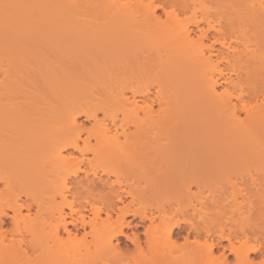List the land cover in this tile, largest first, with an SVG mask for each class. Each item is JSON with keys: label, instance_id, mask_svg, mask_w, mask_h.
Returning <instances> with one entry per match:
<instances>
[{"label": "bare ground", "instance_id": "1", "mask_svg": "<svg viewBox=\"0 0 264 264\" xmlns=\"http://www.w3.org/2000/svg\"><path fill=\"white\" fill-rule=\"evenodd\" d=\"M37 1L0 0V264H264V0Z\"/></svg>", "mask_w": 264, "mask_h": 264}, {"label": "rangeland", "instance_id": "2", "mask_svg": "<svg viewBox=\"0 0 264 264\" xmlns=\"http://www.w3.org/2000/svg\"><path fill=\"white\" fill-rule=\"evenodd\" d=\"M40 1L41 0H39V1H37V2H39L40 3ZM64 2V4H62L61 6H63L62 7V11H60V12H65V13H67V14H71L72 13V11L74 12L73 14H77V17L79 16H81V12H82V16L84 15L85 16V14H84V11L82 10V9H84V10H88L89 8H91V9H89L87 12L89 13L90 12V10L92 11L93 9H95L94 7H96V9L95 10H93L91 13H93L94 12V14H95V16L98 14V13H100L101 14V12L103 11V9L105 10V9H107V8H110V6L109 7H107L106 8V6L108 5V3H110V2H108L107 3V5L104 3V4H101V3H99L98 4V1L97 0H95V2H94V0H81L80 2H78V1H76L77 2V4H81L82 5V8H77V7H79L78 5H76V2L74 1V0H71V2H73V3H71V4H68V2L70 1V0H63ZM66 1V2H65ZM93 1V2H92ZM210 1V0H209ZM208 0L206 1V0H202L201 2L199 1L198 3H196L195 4V6H193L192 8H191V10H189V12L185 15H181V16H179V19H180V24H178V26H183V25H186V24H188V22L190 23L193 19H191V18H193L192 16V14H193V11H196V12H200L201 10H203V11H209L210 13H217V14H221V15H223V14H226V16H227V14H229L228 13V11L230 12V4H228L227 3V1H223V0H221V1H217L216 2V0L215 1H213V2H216V3H210ZM74 2H75V4H74ZM85 2H88L87 3V5H86V3ZM91 2V3H90ZM115 2V1H114ZM225 2V3H224ZM66 3V4H65ZM84 3V4H83ZM94 3H96L95 5H94ZM111 3H112V1H111ZM227 3V4H226ZM55 5V4H54ZM68 5V6H67ZM72 5H74V6H72ZM80 5V6H81ZM92 7H91V6ZM100 5V6H99ZM102 5H106L105 7H103ZM110 5V4H109ZM111 5H113V4H111ZM83 6H86V7H83ZM115 6V4L113 5V7ZM54 7H56V6H54ZM87 7H88V9H87ZM97 7H98V10H97ZM101 9H100V8ZM103 7V8H102ZM234 8V6H231V8ZM64 8V9H63ZM93 8V9H92ZM112 8V7H111ZM195 10H194V9ZM66 9H68L69 11H67ZM77 9V10H76ZM71 10V11H70ZM76 10V11H75ZM79 10H81V11H79ZM97 10V11H96ZM100 10V11H99ZM102 10V11H101ZM108 10V9H107ZM107 10H105V11H107ZM199 10V11H198ZM104 11V12H105ZM79 14H78V13ZM195 12V13H196ZM86 13V12H85ZM88 13H87V15H88ZM97 13V14H96ZM70 14H69V18H68V20H67V22H70ZM94 14H91L90 16H93ZM198 14V13H197ZM99 15V14H98ZM97 15V16H98ZM218 15V16H219ZM220 15V16H221ZM72 16V15H71ZM89 16V17H90ZM86 17V16H85ZM99 17V16H98ZM81 18V17H80ZM93 18H94V16H93ZM97 18V17H96ZM101 18V17H100ZM89 19V18H88ZM98 19V18H97ZM178 21V20H177ZM178 22V23H179ZM204 28H206V26H204ZM82 120H80V121H82L83 122V118H81ZM87 127H89L90 125L88 124V123H86L85 124ZM123 140V138H120V141H122ZM91 142V144H93L94 143V141L93 140H91L90 141ZM86 156V155H85ZM87 158H89V159H91L92 158V155H90V154H88L87 156H86ZM83 169H85V168H83ZM108 171V170H107ZM94 172L98 175V176H101V177H107L108 176V179H109V181L108 182H113L114 180H115V178L112 176V175H107V174H104V172H103V170L101 169V168H96V169H94ZM102 218H104V216L102 215L101 216ZM177 220H182V218L181 217H177L176 218ZM129 220H131V218H128V221ZM85 231L87 232L88 231V228H86L85 229ZM139 231L140 232H142V229L140 228L139 229ZM81 233H83L82 231L80 232V234ZM125 233L126 234H130L131 232H129V230H127V231H125ZM86 239H88V241L90 240V238L89 237H87ZM120 240H121V242H122V244H121V247H123V245L125 244V245H128L129 247H130V249H131V246L129 245V243L127 244V242L125 241V239L124 238H121L120 237ZM87 242V241H86ZM89 244H90V242H89ZM223 245H226V243L224 242L223 243ZM78 247V246H77ZM79 247H81V246H79ZM90 247V248H89ZM88 248H89V252L90 253H96L95 252V249L93 248V246H89ZM83 248V247H82ZM87 248V249H88ZM79 249V248H78ZM73 250H74V248H73ZM72 250V251H73ZM81 251V250H80ZM82 251H83V249H82ZM81 251V252H82ZM74 252V251H73ZM81 252H80V254H81ZM86 251H84V253H85ZM78 253H79V251H78ZM74 255H76L75 253H74ZM76 256H78V255H76ZM94 256H95V254H94ZM130 259V258H129ZM129 259H127V260H124V261H122V263H118V264H132V262L129 260ZM234 258L232 257V256H229V261L230 262H234V260H233ZM97 260V262H98V264H117V263H113L110 259H96Z\"/></svg>", "mask_w": 264, "mask_h": 264}]
</instances>
